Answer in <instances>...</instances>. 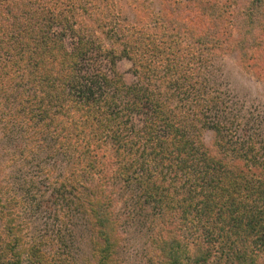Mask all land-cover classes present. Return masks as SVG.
<instances>
[{
  "label": "trees",
  "instance_id": "1",
  "mask_svg": "<svg viewBox=\"0 0 264 264\" xmlns=\"http://www.w3.org/2000/svg\"><path fill=\"white\" fill-rule=\"evenodd\" d=\"M158 4L148 27H136L112 0H0V90L32 88L8 113L30 134L54 130L67 156L59 184L73 192L55 196L82 216L89 245L77 261L27 241L22 200L0 179V264H116L114 187L128 184L166 222L156 264H264V138H232L226 123L239 116L200 70L205 52H235L264 80V0L241 2L234 37L233 0ZM119 58L130 82L113 69ZM181 226L192 233L189 254Z\"/></svg>",
  "mask_w": 264,
  "mask_h": 264
},
{
  "label": "rangeland",
  "instance_id": "2",
  "mask_svg": "<svg viewBox=\"0 0 264 264\" xmlns=\"http://www.w3.org/2000/svg\"><path fill=\"white\" fill-rule=\"evenodd\" d=\"M112 1L122 22L136 27H148L158 15V0ZM242 1L233 0L231 6L233 37L242 19L239 11ZM69 40L67 37V46ZM202 58L205 63L200 70L209 88L215 89L218 98L226 103L235 117L240 118L237 119L239 124L236 120L230 125L228 121L232 120H227L226 125L233 129L232 135H236L232 138L245 140L251 134L252 138H249L252 141L263 140L264 80L244 69L235 52L214 50L205 52ZM98 60L97 65L107 71L110 63L104 58ZM128 67L129 62L119 58L113 69L130 82L132 77ZM25 91L30 92L32 88L23 81L0 90V179L2 185L8 188L7 194L19 196L22 200L23 204L16 210L27 241L40 239L46 251L58 247L60 253L81 261L89 256L88 229L80 214L73 213L70 205L56 199L58 191L70 193V196L73 194L68 186L59 184L67 168V156L62 147L53 141L54 130L43 127L42 132L30 134L20 116L10 118L8 113L16 96ZM202 138L205 144L211 146V132L205 131ZM139 194L133 185L114 187L113 211L120 236L116 264H156L160 257V242L157 239L159 235L164 237L166 222H160L156 207L150 201L141 199ZM176 235L181 246H188V254L192 252L193 247L189 248L191 230L181 226Z\"/></svg>",
  "mask_w": 264,
  "mask_h": 264
}]
</instances>
